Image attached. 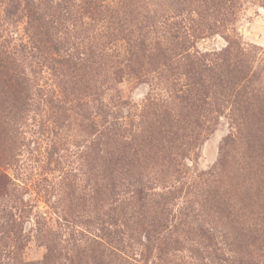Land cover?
Masks as SVG:
<instances>
[{"label":"rangeland","instance_id":"374dc122","mask_svg":"<svg viewBox=\"0 0 264 264\" xmlns=\"http://www.w3.org/2000/svg\"><path fill=\"white\" fill-rule=\"evenodd\" d=\"M144 138L133 172L176 197L118 219L114 249L99 158L129 167ZM0 172V245L7 207L24 263L264 264V0H0Z\"/></svg>","mask_w":264,"mask_h":264},{"label":"trees","instance_id":"16d2710c","mask_svg":"<svg viewBox=\"0 0 264 264\" xmlns=\"http://www.w3.org/2000/svg\"><path fill=\"white\" fill-rule=\"evenodd\" d=\"M17 12V8H12L11 6H8L6 8L5 14H14ZM52 62H60V57L53 58L52 56L48 57ZM29 88V84H28ZM28 90V89H27ZM9 98V97H8ZM74 99V98H73ZM77 99V97L75 98ZM30 100V94H26L25 97L20 101L17 102L16 98L14 97L12 99L13 104H11V110L8 112L13 120L17 121L18 113L20 112H27L30 110V105L32 103L29 102ZM63 100H60L62 102ZM30 103V104H29ZM58 106V105H56ZM92 125V123H91ZM92 127V126H90ZM115 127V124H114ZM118 134L117 128L114 129L112 136H115ZM144 144H140L137 148L134 149L132 154H128V162L126 165L129 167L121 168L118 166L117 159L114 160L113 157L102 155L101 161L103 165V170L101 171L102 179L105 178V181L100 182L99 186L94 189L97 195L101 196L102 201V209L104 208V211L102 212V215L105 216L107 220L108 226H104L101 230H107L108 233L104 234L102 232V235H105L104 242L106 244H109L110 247L114 249H119V245L122 242V238L118 235L117 232V240L113 242L110 238V226L116 225V221L123 223L126 225V221L131 220L134 225L135 224H143L147 220V210L149 207H154V209L157 211V214H154V217H158L161 219V216L158 213L166 214L170 213V206L172 205V201L175 199V191L168 189L165 192L162 193H153L149 192L148 190L152 188L150 185V179L148 178V174L144 171H137L133 172V165L134 163L131 161L140 160L141 156L145 157L149 153V150L145 148L144 146L148 143L149 139H145ZM142 148V153L140 156L133 158L137 151ZM154 148H158L156 144H154ZM134 173V174H133ZM127 174V176L130 177L127 181H122L120 178L122 175ZM11 182L8 181V177L6 174L0 172V193L8 194L10 192L9 186ZM12 190V188H11ZM122 191V194L119 196L118 194ZM126 192L125 195L124 192ZM208 195V194H207ZM209 203L214 206L215 209L218 210L220 207V202L217 199L216 196H212L209 199ZM117 201H119L118 206L116 205ZM7 206V205H6ZM11 208H14L15 206H10ZM5 210H2V213H4L3 218L9 219L7 222L8 226L11 227L13 232V237L11 238V243L9 244H2L0 245V264H30V263H24L20 260V258L17 256V239H18V222L15 219V216L12 211L8 210L7 207H4ZM144 215V216H143ZM119 219V220H118ZM120 223V222H119ZM148 223L152 224V220L149 217ZM157 225H159V222H157ZM14 229V230H13ZM147 233V231H146ZM253 236H250V243L251 245L257 244L255 246L258 248L259 251L264 250V244H261L264 242V236L252 234ZM85 236V235H84ZM86 237V236H85ZM90 237V236H87ZM92 238V237H91ZM99 238H101L99 236ZM91 240V239H90ZM256 241V242H255ZM92 242H97L96 240H92ZM260 243V245H259ZM118 246V247H117ZM4 251V252H2ZM226 250H223L220 248L221 256L220 264L227 263L230 264L233 262V260H230V250H227V254H225ZM263 254V252H260V255ZM259 255V256H260ZM222 260V261H221ZM222 262V263H221Z\"/></svg>","mask_w":264,"mask_h":264}]
</instances>
